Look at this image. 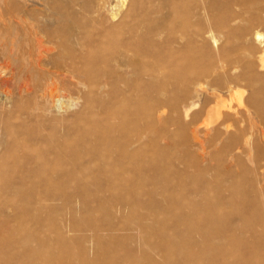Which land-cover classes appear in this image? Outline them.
<instances>
[{
  "label": "bare ground",
  "instance_id": "obj_1",
  "mask_svg": "<svg viewBox=\"0 0 264 264\" xmlns=\"http://www.w3.org/2000/svg\"><path fill=\"white\" fill-rule=\"evenodd\" d=\"M117 2L106 18L73 0H0V195L23 197L11 215L20 205L0 202V243L29 258L0 264H264L235 252L264 250V40L250 20L235 28L262 1ZM239 81L249 93H231L237 106L204 108ZM174 138L188 152L179 170ZM75 183L79 197L106 199L110 222L79 240L51 205ZM240 192L246 209L231 210ZM118 211L140 216L123 222L142 260L132 245L115 260H55L124 229Z\"/></svg>",
  "mask_w": 264,
  "mask_h": 264
},
{
  "label": "rangeland",
  "instance_id": "obj_2",
  "mask_svg": "<svg viewBox=\"0 0 264 264\" xmlns=\"http://www.w3.org/2000/svg\"><path fill=\"white\" fill-rule=\"evenodd\" d=\"M54 1H57V0H54ZM59 1H61V0H59ZM127 1L130 2V0H127ZM261 1L264 2V0H261ZM262 2L259 3V6L258 5L255 6L253 8V11L247 10L248 12L244 13L245 15L243 17V20L240 22L245 23L246 21L250 20L248 26L259 29L260 33L263 34V40H264V16H263L264 15V3H262ZM73 4H74L73 6H74V8H76V10H77V5H79L80 7L84 6V8L86 7L90 11L100 9L99 15L106 17V18H109L112 11L116 12L118 2H117V0H73ZM32 9H34L36 12L42 11V8L39 5L32 6ZM118 15H120V14H118ZM246 15L248 18L247 17L245 18ZM261 19L263 20V23L260 24L258 20H261ZM244 23H238L235 26V28L236 29L242 28V26L247 25V23H245V24ZM217 39H220L218 41V44L223 42V39L221 37H218ZM246 39H247V42L244 41V44H246L247 47L251 46L252 43H251L250 39L248 37H246L245 40ZM262 45L264 46V41H262ZM212 48H213V46H212ZM261 55L262 56H260V57L262 59H260L259 62L264 61V59H263L264 53H261ZM262 74L264 75V71H262ZM204 87L207 88V86H205V85H204ZM229 87H230V89H232L231 92L229 91ZM229 87L220 89L221 90L220 97L216 96L215 98H213L211 100H208V99L205 100V102L203 103L204 108L208 109V108L212 107L213 105L216 104L217 101H221L225 105L230 104V105L235 107L238 105V100H237V97L232 96L231 93H233L234 91H238L240 93L242 92L243 96H246L249 93L248 87L242 81H239L235 84H231ZM220 108L223 109L222 107H220ZM205 118H206V115L203 116V119H205ZM162 144H164V141H162ZM174 145L175 146L170 147V149L168 150L169 153L172 154L170 156L171 158H170L168 163H170L172 165V168L179 170V169L183 168L182 162H183V160H185L188 157V152L186 150H183L180 148V142H179L178 138H174ZM186 182H187L186 180L181 181L182 184H186ZM96 185H100V184H96ZM237 185L241 186L242 188L246 186L244 181H240ZM79 186L80 185L77 183L66 185V187L63 190V194L59 196V199H57V201H55V202H51L52 207L58 209V211L54 215L58 217L59 221L62 219L69 221L71 219L73 225L76 226L77 230L74 232L75 234L71 233V235L73 238H76L77 240H79L80 238H82L84 236L88 237L91 235L90 231H87V233H86V229H90L89 226L97 225L98 227L106 229V227H108V224L110 223L109 219L105 218L108 215L105 214V216H104V212L102 211V208H105L108 205V203L106 202V199L104 197H102L99 200H98V198H93L90 196H86L84 198L79 197V193L77 191L75 192V190ZM95 188H96L95 185L94 186L91 185V188H90L91 192H93L95 190ZM69 192H72V193H69ZM225 193L228 194L227 192H225ZM71 194H72V197L70 196ZM22 198L23 197H22L21 193H17V194L13 193L10 195H0V202H4L5 200L12 199V200L17 202V205H20L18 209L15 208L13 210H10V209L7 210V214L11 215L16 211L18 212L19 209L21 210ZM243 199H244L243 192L235 193L233 196L234 205L232 206L231 210H233V209L234 210H236V209L245 210L246 208L242 205ZM70 201H71V203H70ZM70 204L72 206H70ZM121 210H122V208H121ZM248 211L251 212V210H248ZM138 217H140V216H136V215H134L128 211L125 213L120 212V211L116 212L114 224L116 226L124 225L125 226L124 229L120 228L119 230L114 231V232H118V233H114V232L105 233V234L103 233L102 234L103 236L101 239V246H95L96 243L95 244L91 243V246L89 247V242L85 243L83 241V243L81 242V244H79V246L72 247L73 249L71 248L70 253L72 252V254H73L72 256H71V254L70 255L65 254L63 256L64 257L63 259L60 258V259H55V260H115L117 257L123 258V257L127 256L126 251H124V250H125V247H128L130 245H132L133 248L136 250V253L132 254L134 259L135 260H142V254L141 253H142L143 249H147V248L142 247L141 243L139 242V237H140L139 232L133 230L132 228H130L131 226L129 227L128 225H126L123 222L124 220H126V221H128V220L132 221L133 220L132 222H134L136 220V218H138ZM108 218H109V216H108ZM158 218L163 219V218H165V215H162V216L160 215V216H158ZM107 220H108V222H107ZM83 225H85V226H83ZM54 228H59V225L55 224ZM0 231H1V229H0ZM166 231L168 234H173V231H170V230H166ZM88 232H90V233H88ZM129 235H131V236L133 235L132 240H130V239L128 240V238L131 237ZM106 237H107V239H106ZM150 239L152 240V242H154V240H156V236L154 234H151ZM75 243H77V242H75ZM84 243L88 244V245H86V247H87L86 249L88 250V252H86V253H88V254L84 253L81 250V247H83ZM20 251H21V248L19 247L18 244L7 245V243L2 242V243H0V260H29V258L25 257V255L23 253H20ZM191 251H193V250H191ZM195 252L193 251V253L195 254L193 257V260H199V259H201V257L205 258V260H217L215 258L214 259L209 258V254H206V252H204L205 254H203L202 250L195 251ZM235 252H236V255H239L243 260H246L248 258V255H250V253L252 255V258H254L255 260H264V250H262L261 248H254V249L237 248V249H235ZM79 253H81V254H79ZM115 253H118L116 255V257L114 256ZM150 253L152 255H154L155 260H164V256L166 254V251H163L159 254L158 253H152L151 251H150ZM44 256L47 257L46 255H44ZM51 259L54 260L53 258H51ZM218 260H221V259L219 258ZM226 260H233V259L226 258Z\"/></svg>",
  "mask_w": 264,
  "mask_h": 264
}]
</instances>
